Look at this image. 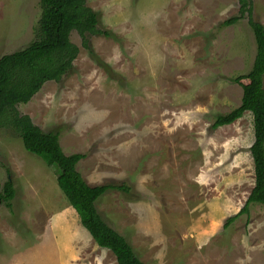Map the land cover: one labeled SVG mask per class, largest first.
<instances>
[{
  "label": "rangeland",
  "instance_id": "374dc122",
  "mask_svg": "<svg viewBox=\"0 0 264 264\" xmlns=\"http://www.w3.org/2000/svg\"><path fill=\"white\" fill-rule=\"evenodd\" d=\"M251 2L264 25V0ZM86 4L108 35H90V53L73 30V69L17 110L57 131L64 153L86 154L77 168L90 184L127 186L95 205L144 264H264L259 203L223 225L254 183L252 114L211 128L240 104L248 80L233 78L255 55L246 17L222 24L238 0ZM40 12V0H0V57L37 39ZM6 180L15 195L11 208L0 204V264H117L80 223L54 169L0 123V189Z\"/></svg>",
  "mask_w": 264,
  "mask_h": 264
},
{
  "label": "trees",
  "instance_id": "16d2710c",
  "mask_svg": "<svg viewBox=\"0 0 264 264\" xmlns=\"http://www.w3.org/2000/svg\"><path fill=\"white\" fill-rule=\"evenodd\" d=\"M251 0H238V12L223 20L231 25L246 17L255 42V55L246 74L234 81L247 79L242 86L240 104L226 114L217 115L211 128L229 124L243 112L252 114L254 139L249 147L254 165V183L242 207L224 222L231 223L241 214L249 213V204L259 203L264 209V25L253 18ZM37 39L25 48L0 57V123L10 125L20 136L24 148L41 157L54 169L57 184L68 203L76 211L80 223L99 247L115 255L117 264H144L126 238L109 226L99 214L95 201L105 191H128L125 184H90L77 168L86 157L83 152L64 153L57 131H44L16 106L28 102L49 80L59 81L73 69L78 46L70 39L74 30L81 45L92 53L90 35L108 32L98 28L97 13L86 0H40ZM15 189L6 180L0 189V204L12 207Z\"/></svg>",
  "mask_w": 264,
  "mask_h": 264
},
{
  "label": "crops",
  "instance_id": "0c3cea01",
  "mask_svg": "<svg viewBox=\"0 0 264 264\" xmlns=\"http://www.w3.org/2000/svg\"><path fill=\"white\" fill-rule=\"evenodd\" d=\"M65 213V216H69V215H72L71 212H64ZM80 220V219H79ZM78 225V224H77ZM90 235V234H89ZM93 239V238H92ZM94 241V240H93ZM77 244V241H75V243H73V245H76ZM78 253L76 252L74 255H77Z\"/></svg>",
  "mask_w": 264,
  "mask_h": 264
}]
</instances>
